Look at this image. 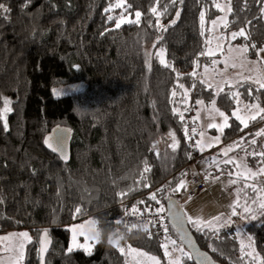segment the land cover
Returning <instances> with one entry per match:
<instances>
[{"label":"trees","instance_id":"16d2710c","mask_svg":"<svg viewBox=\"0 0 264 264\" xmlns=\"http://www.w3.org/2000/svg\"><path fill=\"white\" fill-rule=\"evenodd\" d=\"M215 3L223 5L227 0ZM0 4L10 9L0 15V109L5 99L12 109L6 130L0 120V233L30 234L22 264H40L42 230L52 238L43 264H136L129 248L155 256L163 264L165 254L151 226L121 243L128 244L125 256L106 243H94L90 254L82 248L69 252L70 227L93 218L105 229L120 227L123 215L133 208L139 213L164 209L169 197L176 199L184 192L173 189L188 172L192 152L185 133L186 110L192 112L198 132V100L208 106L215 99V106L229 117L223 144L237 142L238 153L245 156L252 171L261 167L264 159L247 153L261 151L260 138L255 145L250 140L257 138L253 136L264 127V120L249 122L244 128L230 115L236 101L229 91L248 96L246 87L250 86L260 94L256 102L264 107V89L243 80L224 85L217 95L201 83V68L221 57L220 53L206 54L210 24L224 13L213 0H0ZM153 7L164 14L157 18ZM231 7L228 26L221 24L218 31L228 44L247 46L246 57L254 59L264 47V0H231ZM137 11L139 23L116 27L120 20H135ZM201 11L205 12L203 35ZM157 19L166 30H158ZM241 28L249 39H231V33ZM161 49L170 67L160 63L156 53ZM79 81L84 83L81 91L53 96V87ZM178 84L188 89L187 98ZM174 108L183 112V120ZM55 126L72 132L67 163L42 143ZM170 132L179 141L175 152ZM196 154L200 155L198 149ZM145 161L151 170L142 181ZM255 184L264 187V175H258ZM242 188L248 199L257 198L251 187ZM153 193L156 200L149 199ZM235 210L243 213L242 207ZM243 214L241 233L251 238L252 247L264 260V216L253 220ZM167 227L181 244L168 223ZM236 228V222H231L218 231L190 230L198 246L220 264H252V258L241 252ZM188 257V253L182 257L181 264H194Z\"/></svg>","mask_w":264,"mask_h":264},{"label":"rangeland","instance_id":"374dc122","mask_svg":"<svg viewBox=\"0 0 264 264\" xmlns=\"http://www.w3.org/2000/svg\"><path fill=\"white\" fill-rule=\"evenodd\" d=\"M224 15H225V12L222 13V15H220L219 17H223ZM215 20H217V18ZM219 26L214 27L212 25V23L210 24L211 31L209 32V36H208V47L206 48L207 49L206 54L207 55H214V54L222 52V54H221L222 58L220 57L219 59L215 60L216 64L212 63L211 66H209V67L201 68L200 75L202 77V80H206L208 83L212 84L213 85L212 88L215 91H217L218 86L223 87L224 85H235L236 83L243 81V80L251 81L252 84L256 85V87L259 88L258 85L256 83H254V80L257 77L264 76V51H260L261 49H264V47H262L261 49L258 50V52L256 53L257 54L256 58H254V59H249L245 55H241V53H239L237 51L229 52L227 50H224V48L227 47V46H225V43H224V41L226 42V40H225V37L223 40L219 39V37H221V35L218 31ZM209 49H211V52H209ZM227 54L231 55L233 57L230 59L231 60L230 65L222 64V66L225 67L223 69V68H221L220 63H222L223 61L225 63V61L229 60L227 58ZM205 69H207L208 71L206 72ZM208 73H209V75H208ZM225 81H229L230 83L225 84ZM83 88H84V83L82 81L67 83V84L58 85V86L53 87L52 88V94L55 97H60V96H65V95H68L71 93L81 91ZM246 90L248 91V93L251 92V95L239 97L240 100L242 101V104H255V103H257L256 101L259 100L260 94L255 93L253 91V88L250 86L246 87ZM241 92H242V89H241ZM54 93H59V95H56ZM238 93H240V92H238ZM256 97H258V99H256ZM204 106H205V108H207V106L205 104H204ZM238 107H242V105H238L235 102V107L231 109L230 115L234 119H235V117L232 116V112L235 109H237ZM216 108L219 109L218 107H216ZM219 110L224 112L222 109H219ZM195 111H196L195 117H196L197 124H198V126H197L198 132L196 135L195 143L197 141L201 140V136L199 135L201 128H203L206 131V137L207 138L214 139L215 137L219 136L220 142L218 144H215L212 147H208L203 152L198 150L199 154H204V155L202 157H200L196 163L190 164L187 167V171L189 173H193L194 171H197L200 174H203L204 177H205L206 172L211 173V171L215 170V173L211 174L209 179L206 180L207 189L205 192H203V193H201V194H199L196 197L191 198V199L187 198L185 196L184 192H180L177 194L176 200H177L179 206L181 207V209L184 213V216L186 218V221L188 223L189 228L197 229L192 223L189 222L188 217H192V218L199 217L205 222L212 220L213 218H215L217 216H223L224 218L230 217L231 222H236V224H237L236 229L240 233V235H239L240 243L247 246L249 243H251V240L249 241V239H248L249 236L247 234L241 233L243 231L242 215H241L240 211H236L237 214L235 216H231V212L233 211V208L230 207V205H234L235 201L237 200V194H236L237 188L238 187L242 188L246 184L247 185H256L255 184L256 178L255 179H244L243 177H241L239 179L238 184H229L228 183L229 180L237 179L236 172L238 170L234 164H227V165L220 164L219 169H217V167L215 165L209 166L210 158L213 156H215L217 158V160L235 158L238 162L242 158L243 163H245L247 165V167L252 170V168L248 165V163L245 159V156L238 153V147H236L234 151L229 152L227 157L223 156L222 150L225 147H228V146L233 145V144H237V142H235L233 144H228V143L223 144V134H221V132L218 130V128L217 127H208V125L213 122V118H214V122L217 125H219L223 122L222 118L220 116L214 114V113H210L209 111H205V109L202 108L201 105L198 103H196ZM198 113H199V115H198ZM241 114L243 115V112ZM228 123H229V121H228ZM224 129H223V132H224ZM261 129H264V127H259L258 131H260ZM253 137L254 138L257 137L256 140H258V136L254 135ZM259 138H260L259 139L260 140L259 141L260 142V145H259L260 149L264 150V136H259ZM206 142H207V139H206ZM259 162H260V160H259ZM259 165H261L260 168H264V161H262L261 164L259 163ZM211 167H213L214 169H211ZM210 169H211V171H210ZM220 169H223L224 172L216 173ZM229 172L232 173L231 176L229 175ZM214 177H219V180L214 181L213 180ZM253 199H248V197H247V199H245V192L241 193L240 200L243 204H245L246 202L249 204H252L251 202ZM90 222H92L91 219H86L82 222L72 224L70 229L79 228L81 225H83L85 232H87L89 234V232L93 230V228L90 227V225H91ZM216 227L219 228V225H217ZM20 233H27L28 236L30 237V234L28 232L0 233V264H11L10 257L17 254V253H15L14 250L13 251H5V248L18 243V240L9 241V240H5L4 238L9 237L12 234H20ZM70 233H71V237H70V245H71L73 233L71 231H70ZM168 238L170 240H174L176 242L175 246L178 249L182 248L181 244H178V242L176 241L177 240L176 238L174 239L171 235H169ZM77 241L80 244H84L85 243V237L83 235H79L77 237ZM94 243H95L94 241H91V240L88 241V244L91 245V247ZM251 245H252V243H251ZM73 248L76 249V248H80V247H73ZM162 248H163V251L165 254V249H164V247H162ZM171 248H172V245H169V249H171ZM82 249L84 250V248H82ZM247 251H248V249L245 248L244 254L246 256H248L246 254ZM179 255H180L179 252L174 253V256H179ZM164 256H165L164 257L165 262H163V264H168V257L166 255H164ZM140 259H143V258H140Z\"/></svg>","mask_w":264,"mask_h":264},{"label":"snow or ice","instance_id":"6c2138e0","mask_svg":"<svg viewBox=\"0 0 264 264\" xmlns=\"http://www.w3.org/2000/svg\"><path fill=\"white\" fill-rule=\"evenodd\" d=\"M180 2L182 3V0H180ZM215 7L219 10H221L222 12H225V15L223 17H219L217 18V20H213L211 23L214 27H218L220 24H223L224 27L228 26V20H227V14L232 12V7H231V0H227V3L225 4H220V3H215V0H213ZM173 3H175V0H173ZM117 7L121 6V5H116ZM110 10V9H108ZM166 8H165V12H166ZM10 11L9 8H7L4 4H0V15L6 14ZM262 13H264V8L261 9ZM151 12L157 16V18H159V16L163 15L164 13L162 12H157V9L155 7L151 8ZM136 19L135 20H129V21H124V20H120L118 21V23L116 24V27L119 28L121 23L124 22H128V23H139L140 22V17H141V13L139 11H137L135 13ZM179 17V12H177V18ZM204 18H205V12L201 11L200 13V21H201V35L204 34ZM109 20L112 19L111 16L108 17ZM172 23H175V20L172 21ZM157 28L158 30H166L164 28V26L159 24V19H157ZM211 31V29H210ZM244 37L245 40L249 39V34L246 33L245 29L241 28L240 31L238 32H232L231 33V39H236L237 37ZM220 40H223L224 37L221 36L219 37ZM253 48L255 47V45H251ZM232 51H237L239 53H241V55L246 54L248 52V47L247 46H243L240 47L238 49H234V48H229V52ZM260 51H264V49H261ZM209 52H211V49H209ZM204 54V53H202ZM146 55H148L149 57L151 56L150 53H146ZM156 55L160 58V63L164 64L165 67H170V65L165 61L164 59V50L161 49L159 52L156 53ZM213 63H215V61H213ZM198 66V65H197ZM205 71L207 72L208 70L205 69ZM179 75V74H178ZM193 76L196 75V73L194 72L193 74H191ZM201 83H206L208 87H213L212 84L208 83L206 80H201ZM230 83L229 81H225V84ZM254 83H256L259 87V89H264V76H260L257 77L254 80ZM179 88L184 89V85L183 84H178L177 85ZM193 87H195V83L193 84ZM222 87L217 88V95L219 94L220 91H222ZM56 95H59V93H54ZM187 94H188V89H184V95L187 98ZM173 96H176L177 93L175 91H173L172 93ZM229 95L234 98V100L236 101V103L238 105H242V107H238L237 109H235L232 112V116L235 117L236 120H238L240 122V124H242L244 126V128H247L249 125V122H253L256 121L257 119L259 120H264V107H261L259 103H255V104H242V101L239 98V93L236 91H229ZM248 95H251V92L248 93ZM256 99H258V97H256ZM186 102V101H185ZM10 101L5 99L4 100V107L2 109H0V120L4 121V127L5 130L7 129V114L10 113L12 111L11 107H10ZM196 103L200 104L202 108L205 109V111H209L210 113H214L218 116H220L222 118V123L217 125L214 122V118H213V122L210 123L208 125V127H217L218 130L221 132V134H223V129L226 127H230L228 120L229 117L222 111H220L219 109H217L215 107V99H213L210 103V105L207 106V108H205L204 106V102L203 101H196ZM174 113H178L180 116V119L183 120L184 116H183V112H180L179 109L174 108L173 109ZM243 112V115L241 114ZM199 115V113H198ZM243 130V129H241ZM192 132V136L197 134V128H192L191 130ZM185 133L186 136L188 135V129L187 127L185 128ZM199 135L201 136V140L197 141L195 145H193V147L197 148L199 151L203 152L205 151L208 147H212L215 144H218L220 142V137L217 136L214 139L211 138H207L206 137V131L201 128ZM256 136H264V129H261L260 131H258L256 134ZM192 136H188V139H192ZM169 137L172 140V143L170 145V147L172 148V151L175 152L176 149L179 147V141L176 139V135L174 132H170L169 133ZM62 137L60 138V140L58 142H62ZM207 139V142H206ZM46 144H49V147H52V145L49 143L48 140H45ZM257 143L256 139H251L250 140V144L251 145H255ZM240 146L239 144H233L230 145L228 147H225L222 150V154L223 156L227 157L229 152H232L235 150L236 147ZM153 150L156 149V145L154 144L153 146ZM53 151H56L57 149L55 147L52 148ZM248 155H259L262 159H264V150H261L259 153L256 152H248ZM189 158H191V154H188ZM145 167L143 170V173H141V180H146L147 176L144 175V173L149 172L151 169L148 167L147 165V161L144 162ZM220 164H234L235 167L237 168V172H236V176L237 179H232L229 180V184H238L239 183V179L241 177H243L244 179H255L258 175H264V168H260L257 172H253L251 169H249L247 167V165L245 163H243V159L241 158V160L238 162L235 158H228V159H223V160H217V158L215 156L210 158V164L211 165H215L217 167V169H219ZM229 175L231 176L232 173L229 172ZM211 176V173L206 172L205 174V179L208 180L209 177ZM183 177V174H182ZM213 180H219V177H214ZM145 187H147V185H144ZM245 187H251L252 191L254 193L257 194V198L252 200V204L249 203H245L243 205L240 204V197H241V193L244 192V188H237L236 190V194H237V200L235 201L234 205H230V207L233 208V211L231 212V216H235L236 213V208L237 207H242L243 208V213H248L251 219H256L257 215L259 216H264V187H260L257 188L255 187V185H245ZM181 188L183 189H187V182L181 178L177 187L173 189V191H179ZM121 195H125V193H121ZM149 199L151 200H156V195L153 193L152 195H150ZM245 199H247V194L245 193ZM257 207L259 209V212H257ZM77 213L80 212V209H76ZM145 211H147V209H145ZM157 213L163 212L164 209L163 208H159L156 210ZM132 213L138 215V209L133 208L132 209ZM243 213L242 218H243ZM188 220L190 223H192L198 231L202 230L203 228H208L209 230H214V231H218L219 229L216 227L217 225H219V227H227L229 223H231V219L229 218H224L223 216H217L215 218H213L212 220L209 221H203L201 218L197 217V218H192V217H188ZM91 223V222H90ZM152 223V221H148L145 224V230L146 232L148 231V224ZM177 223L178 225L182 226V219L180 217H177ZM70 231L73 233L72 235V244L70 245L68 251L71 252L73 250V247H80V248H84V250L86 252H88L90 254L91 252V245L88 244V241H94L95 243H97V241L91 237L87 232H85L84 230V226L81 225L79 228H72L70 229ZM79 235H83L85 237V243L84 244H80L77 241V237ZM5 240H18V243L6 247L5 251H15V253H17L16 255H13L12 257H10L11 260V264H22L23 260H24V247L26 243H30L31 242V237L28 236L27 233H20V234H12L9 237H5ZM249 241L251 240V238H248ZM40 249H39V254L41 257V260L43 261V254L44 252H46L47 250V245L49 243H51L50 239L48 238V234H47V230L44 231L43 235L40 237ZM175 241L174 240H166L165 243L162 245V247H164L165 249V255L168 257V264H181V258L186 256L187 253H185L182 249H178L175 246ZM169 245H172V248L169 249ZM113 247H117L119 248V250L121 252L124 251L123 248H120V244L118 243H114ZM245 248L248 249L247 251V255L249 257L252 258V264H264V260H261L260 256L255 252L254 247H252L251 243H249L247 246H245L244 244L241 245V252L242 254H244V250ZM215 251V249H213ZM129 254H134V258L136 259V264H160V261L155 257V256H149L146 253L143 252H137L135 249H131L129 248ZM179 252L180 255L179 256H174V253ZM143 258V259H140ZM189 259L191 258L190 256L188 257Z\"/></svg>","mask_w":264,"mask_h":264},{"label":"water","instance_id":"95a60500","mask_svg":"<svg viewBox=\"0 0 264 264\" xmlns=\"http://www.w3.org/2000/svg\"><path fill=\"white\" fill-rule=\"evenodd\" d=\"M71 134L72 132L68 127L55 126L44 136L42 141L43 146L47 151L58 157L62 162L67 163L70 159ZM61 137L63 138L62 142H58ZM45 140H48L52 147H49V144H46ZM53 147H55L57 150L53 151ZM164 212L169 227L175 232L181 243V246L189 254L191 261L194 264H220L219 262L215 261L208 252L198 246L188 226L184 213L175 198H168L164 204ZM177 217L182 219V226L178 225ZM44 231L45 230H42L38 236V252L41 246L39 242L40 237L43 235ZM48 238L50 239L51 243L47 245V250L43 254V261L41 260L39 254L40 264H43L45 257L52 246V238L49 236V234Z\"/></svg>","mask_w":264,"mask_h":264},{"label":"built area","instance_id":"2783aa9c","mask_svg":"<svg viewBox=\"0 0 264 264\" xmlns=\"http://www.w3.org/2000/svg\"><path fill=\"white\" fill-rule=\"evenodd\" d=\"M186 114H188L187 117L188 135L186 136V138H187L188 148L192 152L190 164H194L204 154H200V155L196 154L197 148L193 147V145L196 144L195 143L196 137L195 135L192 136V132H191L194 126V121L192 120V112L190 113V111L186 110ZM188 136H192V139H188ZM190 164H188V166ZM185 181L187 182V189L184 190V194L189 199L196 197L199 193L207 189V182L205 177L197 171H194L193 173L187 172ZM137 217L144 219L146 222L152 221V223L148 224V226H151L152 229L154 230V234L157 237L161 246L165 243L166 240L169 239L168 238L169 231H168L167 222H166L167 220L164 211L157 213V211L154 210L145 213H139L138 215L133 213H125L122 219L120 220V227L129 224V222L135 221ZM123 245L120 244V248H123L124 251L121 252L119 250V252L123 256H125L127 252L128 244L126 242Z\"/></svg>","mask_w":264,"mask_h":264},{"label":"clouds","instance_id":"9594fccd","mask_svg":"<svg viewBox=\"0 0 264 264\" xmlns=\"http://www.w3.org/2000/svg\"><path fill=\"white\" fill-rule=\"evenodd\" d=\"M146 223L144 219L137 217L135 221L129 222L125 226L105 229L101 227L102 222L99 219L93 218L90 225L93 230L89 232V235L97 243H106L107 245L113 246L114 243L121 244V242L127 241L133 234L139 236L145 233Z\"/></svg>","mask_w":264,"mask_h":264},{"label":"crops","instance_id":"0c3cea01","mask_svg":"<svg viewBox=\"0 0 264 264\" xmlns=\"http://www.w3.org/2000/svg\"><path fill=\"white\" fill-rule=\"evenodd\" d=\"M224 43H225V46H227L226 48H224V50H227V51H229V48H234V49H238V48H240V47H237V46H234L233 44H228V42L226 41H224ZM220 54H222V52H220ZM231 54V53H230ZM243 55H245V54H243ZM246 56V55H245ZM233 56H231V55H228L227 54V58L230 60L231 58H232ZM222 58V57H221ZM227 60V59H226ZM229 60H227V61H225V63H224V61L222 62V63H220L221 65V68H225V67H223L222 66V64H228V65H230L231 64V60L229 61ZM230 68V67H229ZM208 75H209V73H208ZM207 77V76H206ZM206 191V190H205ZM205 191H203V192H205ZM203 192H201V193H203ZM201 193H199V194H201ZM198 194V195H199Z\"/></svg>","mask_w":264,"mask_h":264}]
</instances>
